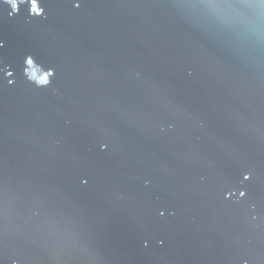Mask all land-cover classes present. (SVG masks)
I'll return each mask as SVG.
<instances>
[{"label": "water", "instance_id": "1", "mask_svg": "<svg viewBox=\"0 0 264 264\" xmlns=\"http://www.w3.org/2000/svg\"><path fill=\"white\" fill-rule=\"evenodd\" d=\"M37 5L0 0V264H264V0Z\"/></svg>", "mask_w": 264, "mask_h": 264}, {"label": "snow or ice", "instance_id": "2", "mask_svg": "<svg viewBox=\"0 0 264 264\" xmlns=\"http://www.w3.org/2000/svg\"><path fill=\"white\" fill-rule=\"evenodd\" d=\"M4 3H6L7 5L10 6V8L12 9L13 7L18 9V0H16L15 4L12 3V0H3ZM35 8V11L33 13L40 15L42 14V10L41 11H37L38 5H37V0H31V10ZM0 47H3L2 44H0ZM33 61L31 58H26L25 59V63L31 64ZM54 74V73H53ZM8 75H11V73H8ZM42 81L44 80L43 78L41 79ZM254 173L253 172H248L246 174H243V179L245 181H252L254 180ZM248 193L245 190H241L239 192L240 197H245ZM4 195H5V189H4V185L2 182H0V204H2L3 199H4ZM2 227H0V236H2Z\"/></svg>", "mask_w": 264, "mask_h": 264}, {"label": "clouds", "instance_id": "3", "mask_svg": "<svg viewBox=\"0 0 264 264\" xmlns=\"http://www.w3.org/2000/svg\"><path fill=\"white\" fill-rule=\"evenodd\" d=\"M15 2H16V0H12V3H13V4H15ZM20 2L23 3V0H20ZM75 6H76V7H79V4H76ZM17 11H18V9L15 8V7H13V8H12V12L10 13V15L15 14ZM31 11L34 12V11H35V8H33ZM26 64H27V66H31V64H28V63H26ZM53 73H54V70H50L49 75H50V76H51V75H54ZM25 75L28 76V72H27V71H25ZM29 79L31 80V77H29ZM12 83H13L12 81H9V84H12ZM48 83H50V81L47 80V79H44L43 81H42V80H39V81L37 82V87L45 86V85H47ZM146 183H147V182H146ZM161 215H163V213H161ZM254 219H255V218H254Z\"/></svg>", "mask_w": 264, "mask_h": 264}]
</instances>
